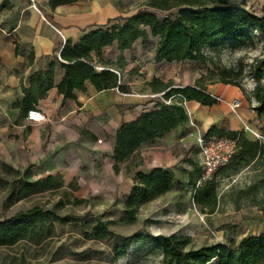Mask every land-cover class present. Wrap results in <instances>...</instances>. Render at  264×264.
<instances>
[{
	"label": "trees",
	"instance_id": "trees-1",
	"mask_svg": "<svg viewBox=\"0 0 264 264\" xmlns=\"http://www.w3.org/2000/svg\"><path fill=\"white\" fill-rule=\"evenodd\" d=\"M50 1L55 4L66 0ZM9 5V0H2L0 9ZM155 10L166 14L161 18ZM173 10L175 14H171ZM251 30L256 31L264 44V3L260 11H256L247 8L244 1L239 0H143L136 11L124 16L122 20L107 26L92 27L77 41H65L58 57L65 72L61 81L56 84L64 98L73 97L75 89H86L87 81H91L99 90L109 87H118L122 91L131 90L124 81L121 69L119 74L113 68L98 70L95 66V62L100 60L103 47L115 41L121 55L138 38L145 42L149 34H152L158 37L155 46L156 60L191 59L213 65L202 72L194 84L174 85L172 79L164 81L153 78L148 82L151 90L160 93L165 99L170 98L171 102L156 101L154 107L119 126L113 148V167L116 172L124 170L127 175L137 176L135 184L125 197L123 220L134 221L142 204L173 189L176 175L172 169L157 166L144 172L139 168L144 161L143 157H140L139 163L134 159L144 146L154 144L157 139L189 121L185 101L195 99L204 105L216 104L219 100L208 91V84L231 83L240 87L259 114L264 113V49L249 64L255 82L250 91L243 85L247 67L243 58L237 64H221L204 50L205 46H213L224 40H228L231 46L247 42L253 44L255 37ZM33 57L31 52V60ZM54 73L55 62H52L47 69L36 70L30 76L28 84L21 80L24 97L17 104L22 111L28 113L39 98L55 85ZM261 131L264 133V124ZM206 134L224 135L237 141L238 148L232 159L218 169L225 176L237 174L231 177L228 186L235 209L253 201L264 212V144L249 138L243 129L230 130L216 124ZM193 164L196 165L194 162ZM9 166L16 173L9 184L11 196L22 198L46 190L61 193L62 196L52 206L35 203L18 210L10 217L0 218V247L9 249L8 252L0 251V264H31L26 260L25 247L48 244L55 234H45L43 229L45 225L54 222L83 221V235L87 238L105 240L114 234L105 219L87 218L86 215L73 212L60 213L57 210V206L64 203L63 195L68 196L70 193L61 175L33 178L31 165L23 169ZM197 170L200 172L199 179L203 172L202 166ZM218 171L213 178L204 180L196 187L194 200L204 212L211 213L219 208L222 195L219 193ZM198 179L190 177L195 185ZM69 185H72V181ZM137 237L142 239L143 234H138ZM191 241L192 237L188 234L171 233L163 236L160 248L164 264H264V232L242 238L236 247L218 241L187 248ZM126 248V242L114 246L118 255L124 253ZM37 264L64 263L55 258Z\"/></svg>",
	"mask_w": 264,
	"mask_h": 264
},
{
	"label": "crops",
	"instance_id": "crops-1",
	"mask_svg": "<svg viewBox=\"0 0 264 264\" xmlns=\"http://www.w3.org/2000/svg\"><path fill=\"white\" fill-rule=\"evenodd\" d=\"M141 1L66 0L52 4L50 0H9L10 5L0 9V156L6 162L22 169L31 165L35 177L60 174L65 183L77 179L81 186H100L108 178L119 183L124 174L113 167L116 132L124 121L150 109L157 93L150 87L141 92L122 91L118 87L99 90L87 81L86 89H75L73 97L64 98L56 86L65 72L58 57L67 39L77 41L92 27L122 20L136 11L139 7L133 6ZM143 43L138 38L122 53ZM119 54L115 41L103 47L98 63L119 69L114 66ZM52 62L55 85L39 98L37 104L46 115L35 123L17 104L24 97L21 80L28 84L36 70L47 69ZM153 77L159 78L157 74ZM172 77L168 75L163 80ZM208 91L219 101L213 105L195 99L185 101L190 115L187 124L197 122L203 132L213 124L230 130L243 129L249 138L255 139L245 127L261 131L264 113L259 114L244 99L240 87L214 82L208 84ZM235 97H240L242 103L233 109L231 102ZM175 131L163 136V145H155L142 154L143 166L151 168L142 169L144 172L174 164L177 153L168 136Z\"/></svg>",
	"mask_w": 264,
	"mask_h": 264
},
{
	"label": "rangeland",
	"instance_id": "rangeland-1",
	"mask_svg": "<svg viewBox=\"0 0 264 264\" xmlns=\"http://www.w3.org/2000/svg\"><path fill=\"white\" fill-rule=\"evenodd\" d=\"M251 9L260 11L264 0H239ZM141 2L134 4L133 9L140 7ZM144 7V6H142ZM163 18L166 12L155 10ZM175 14V10L171 12ZM255 37L253 44L247 42L238 46H231L228 40L221 41L213 46H205L204 50L209 52L218 63L233 65L243 58L247 64L244 87L250 91L255 82L250 73L249 64L263 49V41L258 37L255 30H251ZM140 40L143 41L142 38ZM158 37L149 34L143 46L139 44L126 54L117 55L114 61L115 67L122 70L126 84L135 92H141L149 88L146 78L157 74L160 79L172 75L174 85L194 84L195 79L213 65L208 62L202 63L198 60L185 59L181 61L156 60L155 46ZM126 68V70H125ZM244 99H247L244 92ZM165 99L160 93L155 94L152 105L156 101ZM174 134L168 137L172 143L173 150L177 153V159L172 166L176 175V183L172 190L158 195L152 200L142 204L139 208L137 218L128 222L122 219L124 213V201L128 194L129 186L135 184L136 175L125 174L119 183L106 180L103 185L81 186L77 179H73L72 185L66 182L65 187L69 189V195L64 196V203L57 206L60 213L73 212L78 215L89 217H100L109 222L114 234L105 240L87 238L83 235L85 226L83 221L54 222L45 225L43 233H54L52 239L46 245H35L25 247L26 260L31 264L45 263L51 259L58 258L64 264H164V256L160 248L161 238L171 233L191 235L192 241L187 248H196L204 244L223 241L233 247L238 246L240 240L246 236L264 232V212L253 202H246L241 208L235 209L228 189L232 176H225L219 172L217 180L219 193L222 195L219 208L214 212H204L196 204L194 194L196 185L190 181L194 176L198 179L200 168V146L199 137L203 134V127L197 123L179 126ZM163 145V137L157 139L154 144L144 146L136 155L135 162L139 163L140 157L147 150H153V146ZM193 162L196 164L194 165ZM9 162L0 156V218L10 217L20 209L38 203L52 206L61 196L54 191H43L26 197L18 198L10 195V181L16 173L10 169ZM13 166V165H12ZM16 168V167H15ZM139 168L149 170L148 166L139 165ZM120 172V174H121ZM60 175V174H58ZM33 178H38L33 176ZM75 197L79 198L78 200ZM261 210L260 211H258ZM152 234L147 236V234ZM138 234H143L138 239ZM127 243V248L118 255L114 246ZM20 247H23L21 245ZM1 252L9 249L0 247Z\"/></svg>",
	"mask_w": 264,
	"mask_h": 264
},
{
	"label": "built area",
	"instance_id": "built-area-1",
	"mask_svg": "<svg viewBox=\"0 0 264 264\" xmlns=\"http://www.w3.org/2000/svg\"><path fill=\"white\" fill-rule=\"evenodd\" d=\"M95 66L98 70L105 67L113 68L111 66L102 65L98 62H95ZM113 69H115L119 74L121 73L119 69ZM241 103V98L235 97L231 102V106L233 109H236L241 105ZM45 115L44 109L36 104L28 110L27 118L32 122L39 123L45 119ZM245 129L250 131L256 140L264 144V133L262 131L252 129L249 126H246ZM198 141L203 172L201 177L196 182V187L204 180L213 178L218 169L232 159L238 148L236 139L224 135H207L206 132H204L200 135Z\"/></svg>",
	"mask_w": 264,
	"mask_h": 264
},
{
	"label": "bare ground",
	"instance_id": "bare-ground-1",
	"mask_svg": "<svg viewBox=\"0 0 264 264\" xmlns=\"http://www.w3.org/2000/svg\"><path fill=\"white\" fill-rule=\"evenodd\" d=\"M207 264H211V263H207Z\"/></svg>",
	"mask_w": 264,
	"mask_h": 264
}]
</instances>
